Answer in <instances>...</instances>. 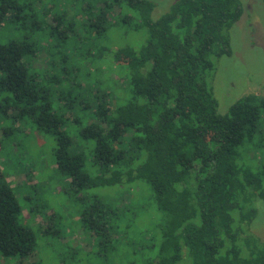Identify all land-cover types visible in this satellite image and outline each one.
I'll use <instances>...</instances> for the list:
<instances>
[{
	"label": "trees",
	"instance_id": "16d2710c",
	"mask_svg": "<svg viewBox=\"0 0 264 264\" xmlns=\"http://www.w3.org/2000/svg\"><path fill=\"white\" fill-rule=\"evenodd\" d=\"M153 8L0 0V124L10 123L2 135L16 144L22 123L49 140L51 171L92 237L84 262L264 264L251 230L264 207V167L253 160L264 152V86L220 114L209 83L215 61L231 54L242 4L176 0L156 19ZM3 171L0 259L84 263L63 256L60 242L51 243L54 260L40 255L49 239L37 243L17 198L32 188ZM25 209L41 218L39 229L50 226L46 236L57 233L51 207Z\"/></svg>",
	"mask_w": 264,
	"mask_h": 264
},
{
	"label": "rangeland",
	"instance_id": "374dc122",
	"mask_svg": "<svg viewBox=\"0 0 264 264\" xmlns=\"http://www.w3.org/2000/svg\"><path fill=\"white\" fill-rule=\"evenodd\" d=\"M42 1L37 0V5ZM151 1L154 2L151 17L156 19L166 13L176 0ZM240 2L243 7L242 15L239 21L229 29L231 54L215 61L213 76L209 79L217 101V111L220 114L226 113L228 107L242 96L262 94L264 86V3L262 0H240ZM110 77L115 80V87L118 88L119 82L116 81V77L113 74ZM17 124L19 123L11 124V127L14 126L16 129ZM21 124L17 130H21L23 135L20 140L16 141V144L10 140L7 142L0 129V171L4 170L3 175L12 185L20 186L29 183V188H32L28 192L20 190L17 198L24 211L25 222L34 231L37 243L40 239H49L46 243H39L40 255L43 249L48 257L54 260L55 251L51 243L60 242L61 245H67L61 249L63 256L66 257L71 254L70 251H73L75 256H79L77 261L84 262L83 256L90 250L92 237L79 223L80 207L68 197L64 178L51 171L49 140L36 129L29 128L27 124ZM0 125L9 128L10 123L6 121ZM36 151L38 154L35 153ZM253 160L256 166L264 167V152L255 154ZM26 170L30 174L26 175ZM33 187L37 188L33 189ZM27 197L32 199L30 205L26 201ZM33 204L48 205L53 212H56V217L50 225L53 231L57 230V233H50L46 236L44 231L47 232L50 227L48 225V229L42 226L39 229L41 218L37 217V214L30 216L25 209ZM45 211L50 212L49 208ZM255 222V227L251 230L264 242V207L258 210ZM50 240L53 241L50 242ZM38 259L39 255L32 254L21 262L0 259V264H29L37 262ZM89 263L90 261L85 260L82 264ZM46 264L62 263L47 261ZM177 264L188 263L181 260Z\"/></svg>",
	"mask_w": 264,
	"mask_h": 264
}]
</instances>
